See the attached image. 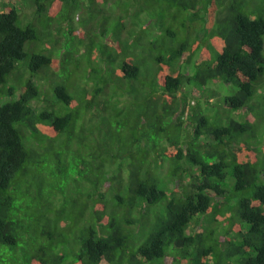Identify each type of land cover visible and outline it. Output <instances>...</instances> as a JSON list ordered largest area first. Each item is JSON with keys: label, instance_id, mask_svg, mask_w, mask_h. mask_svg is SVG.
<instances>
[{"label": "trees", "instance_id": "obj_1", "mask_svg": "<svg viewBox=\"0 0 264 264\" xmlns=\"http://www.w3.org/2000/svg\"><path fill=\"white\" fill-rule=\"evenodd\" d=\"M4 98L0 247L264 264V0H0Z\"/></svg>", "mask_w": 264, "mask_h": 264}, {"label": "rangeland", "instance_id": "obj_2", "mask_svg": "<svg viewBox=\"0 0 264 264\" xmlns=\"http://www.w3.org/2000/svg\"><path fill=\"white\" fill-rule=\"evenodd\" d=\"M29 14H30V12L28 13V15H24V16L20 17V20L18 23L19 26L24 27L26 24L29 23V21L32 19V15H29ZM45 54H47V53H45ZM149 62H151V61H149ZM20 78H22V74H18L17 80H19ZM74 80H75V78H72L71 82H73ZM77 80H75L74 82L77 83ZM68 83H70V82H68ZM38 84H39V87L42 88L43 84L41 82ZM8 85L15 86L17 84L12 82V81H9ZM211 86H213V85H211ZM228 87L232 88L233 86H228ZM227 88L223 87V86H219L218 89H216V95H214L212 93L214 96L215 103L210 108V119L212 121L215 120V122H217L218 124H221V123L225 124V122L228 120L241 121L246 116V113L244 111L230 110L224 106L222 99L217 100L220 97V93L223 94L226 90H228ZM233 88H235V87H233ZM234 90H236V88ZM207 94L209 95V93H207ZM224 95H232V94L231 93H225ZM224 95H222V96H224ZM46 98L48 101H54V99L52 97V93L50 94V96H46ZM5 100L6 99L4 98L2 101H0V104L5 102ZM7 101H8V99H7ZM251 142L253 143L254 141L251 140ZM226 195L228 196L227 200L230 203L236 202V198L231 196L229 189L227 190ZM18 206H19V202L16 203V207H18ZM26 240H27V229L24 232V241H26ZM19 247H21V245H19ZM19 247H17L14 251H10V249L8 247H0V256L3 255L2 257H0V264H27V260H28L27 251L24 247H23L24 248L23 250H22V248H19Z\"/></svg>", "mask_w": 264, "mask_h": 264}, {"label": "clouds", "instance_id": "obj_3", "mask_svg": "<svg viewBox=\"0 0 264 264\" xmlns=\"http://www.w3.org/2000/svg\"><path fill=\"white\" fill-rule=\"evenodd\" d=\"M244 112H245V111H244ZM245 113H246V116H247V112H245ZM246 116H245V117H246Z\"/></svg>", "mask_w": 264, "mask_h": 264}]
</instances>
